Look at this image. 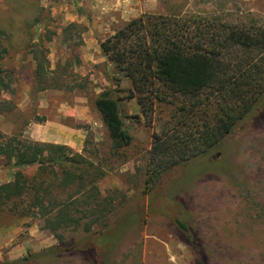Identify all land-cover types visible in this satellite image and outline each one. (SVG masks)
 Returning a JSON list of instances; mask_svg holds the SVG:
<instances>
[{"label": "rangeland", "instance_id": "obj_1", "mask_svg": "<svg viewBox=\"0 0 264 264\" xmlns=\"http://www.w3.org/2000/svg\"><path fill=\"white\" fill-rule=\"evenodd\" d=\"M145 13L264 28V0H0L10 86L2 98L13 105L0 113V132L66 145L101 166L105 176L97 186L111 200L107 231H113L67 229L59 242L38 215L0 211V264H197L174 212L196 237L205 264H264V215L256 216L254 204L264 208V109L213 154L178 171L168 188L171 200L156 208L145 173L160 113L143 115L135 99L115 92L132 141L113 154L94 106L97 95L116 88L99 43ZM37 64L51 72L42 83ZM119 88L130 84L122 80ZM14 172L0 165V184Z\"/></svg>", "mask_w": 264, "mask_h": 264}, {"label": "trees", "instance_id": "obj_2", "mask_svg": "<svg viewBox=\"0 0 264 264\" xmlns=\"http://www.w3.org/2000/svg\"><path fill=\"white\" fill-rule=\"evenodd\" d=\"M99 47L113 67L116 88L97 95L94 106L113 154L132 141L115 92L124 94L122 99H135L143 115H161L160 132L152 136L145 173L153 208L171 200L168 188L175 183L178 171L213 154L241 123L264 109L261 26L145 13L123 23L100 41ZM6 53L0 40V113L13 110L11 101L2 98L10 89L2 64ZM47 73L44 64H37L39 83ZM122 80L130 84L129 89L119 88ZM0 165L15 169L12 181L0 184V211L38 215L59 242L63 240L61 232L67 229L90 233L98 225L100 233L109 236L113 232L107 231L111 200L103 197L97 186L105 172L85 155L66 145L0 132ZM178 183L182 185L183 178ZM254 204L256 216L262 217L263 206ZM177 215L172 213L197 264H205L196 237ZM125 220L122 227L130 216Z\"/></svg>", "mask_w": 264, "mask_h": 264}]
</instances>
